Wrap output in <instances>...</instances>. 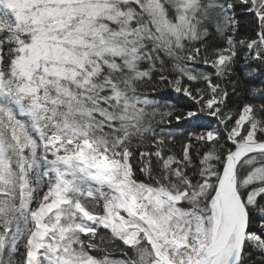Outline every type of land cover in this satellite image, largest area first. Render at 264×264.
Returning <instances> with one entry per match:
<instances>
[{"label":"snow or ice","instance_id":"1","mask_svg":"<svg viewBox=\"0 0 264 264\" xmlns=\"http://www.w3.org/2000/svg\"><path fill=\"white\" fill-rule=\"evenodd\" d=\"M0 264H264V0H0Z\"/></svg>","mask_w":264,"mask_h":264}]
</instances>
